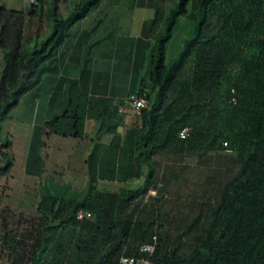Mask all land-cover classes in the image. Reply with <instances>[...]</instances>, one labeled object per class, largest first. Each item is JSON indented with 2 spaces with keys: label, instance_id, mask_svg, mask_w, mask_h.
<instances>
[{
  "label": "trees",
  "instance_id": "16d2710c",
  "mask_svg": "<svg viewBox=\"0 0 264 264\" xmlns=\"http://www.w3.org/2000/svg\"><path fill=\"white\" fill-rule=\"evenodd\" d=\"M100 1L80 0L66 17L60 14L61 0H37L27 12L0 4V138L11 111L39 84L37 73L43 76V66L70 29ZM45 13L52 32L29 50L26 17ZM182 15L191 26L179 58L167 62V43ZM187 66L192 75L176 85ZM78 87L70 86L60 113L35 121L25 173L44 178L46 139L50 134L81 139L88 119L100 123L99 138L111 133L112 139L94 143L85 161L89 181L82 200L41 195L34 214L0 206V248L11 264H119L123 255L147 256L140 248L155 235L152 259L157 264H264V0H176L155 39L148 81L131 92L145 95L147 106L123 132L117 104L110 97L80 93ZM169 92L174 99L185 97V104L174 108L175 100L165 106ZM187 126L190 135L182 139L180 131ZM12 144L1 139L0 173L14 166L5 150ZM222 149L236 153L235 174L217 201L200 204L174 240L157 224L154 203L151 211L135 214L152 198L141 197L168 183L166 172L158 178L155 157ZM140 179L143 184L129 185ZM100 182L125 185L114 191L102 189ZM81 210L92 218L78 219Z\"/></svg>",
  "mask_w": 264,
  "mask_h": 264
},
{
  "label": "rangeland",
  "instance_id": "374dc122",
  "mask_svg": "<svg viewBox=\"0 0 264 264\" xmlns=\"http://www.w3.org/2000/svg\"><path fill=\"white\" fill-rule=\"evenodd\" d=\"M79 1L61 0L60 14L66 17ZM175 1L101 0L89 12L86 21L79 20L78 25L75 24L78 27L74 28V25L70 29L69 37L64 43H72L75 40L76 28L94 27V31L90 30L91 39H93L89 40V47L85 46L86 49L84 50L78 48L77 54L73 56V59L76 60L73 64L76 63L79 69L77 81H73L74 79L68 81V76H52L55 56L50 58V76H42V71L37 73L36 76L41 78L39 84L23 95L20 103L11 111L8 122L5 123L0 144L1 139H11L12 147L5 150L13 155L15 161L8 173H0V206H8L26 214H34L37 212L41 195L54 194L76 200H82L85 197L89 181L87 167L86 164L76 159L75 150L69 149V145L63 151L68 155L72 154L71 157L62 159V162L59 163L60 166L55 171L47 162L48 170L44 178L38 179L25 173L24 162L30 130L29 136H27L29 127L20 122H15V120L35 122L39 119L42 121L48 109L53 111L57 107L59 108L58 103H61V100L55 96L61 97V91H63V85L66 82H69L70 86L77 83L80 93L87 94L92 90L103 92L114 103H123L124 95L136 91L143 80L148 81L155 39L163 31V22ZM140 3L142 4L140 5ZM0 4L7 9L27 12L32 5V0H0ZM190 26V20L180 19L177 23L173 37L167 43V62L179 58L184 47H182V40L188 33ZM51 32L52 21L46 13L38 17H26L25 46L32 50L35 45H39L45 40ZM193 35L194 33L191 34L192 37ZM62 46L58 54L65 53ZM59 62H61L60 57ZM71 64L72 60L69 67ZM3 67L4 59L0 49V80ZM191 70L187 66L179 72L175 84L178 85L189 78L192 75ZM148 84L150 86V83ZM72 92L75 93V90ZM37 93L39 96H36ZM48 93L50 98L46 96ZM174 97L175 95L169 92L165 106L175 100L177 101L174 103V108L185 104V97L178 99L177 97L174 99ZM67 100L68 98L66 103ZM124 119H129L131 124L138 121L137 117L128 115H124ZM90 123L87 122L89 125ZM13 124L15 125L13 126ZM119 131L123 132L124 128L121 127ZM86 143L90 146L89 141ZM53 150L54 148L51 146L49 153H55ZM80 151L81 148L79 147ZM235 158L236 153L229 149L198 151L182 157L176 154H164L155 157L158 162V178H161L162 172H166L169 176L168 183L163 186L164 181L160 182L159 190L164 188L161 189L162 192L158 190L155 192L157 194L149 193L141 197V200H146L151 196L152 201L150 200L145 207L135 208V214H141V212L145 214V212L151 211V204L154 203V216L157 224H162L164 231L172 235L174 240L180 232L187 228L189 219L197 215L202 202L213 203L220 198L226 182H229L235 174ZM3 164L0 155V165ZM139 184H143V179L129 182V185L135 187ZM123 185L125 184L100 182L99 187L117 191ZM0 264H11L7 253L1 248Z\"/></svg>",
  "mask_w": 264,
  "mask_h": 264
},
{
  "label": "crops",
  "instance_id": "0c3cea01",
  "mask_svg": "<svg viewBox=\"0 0 264 264\" xmlns=\"http://www.w3.org/2000/svg\"><path fill=\"white\" fill-rule=\"evenodd\" d=\"M88 19V15L83 18L80 21H86ZM180 19H185V21H189L188 17L186 15H182L179 18ZM178 21V22H179ZM81 22V23H82ZM79 21L76 23L78 25ZM191 23V22H190ZM75 25L74 28L77 26ZM189 25V24H188ZM78 27V26H77ZM176 27V26H175ZM188 28V27H186ZM175 29V28H174ZM94 31V27H82V28H76L74 34H76V38L74 41H72V43L69 42H65L63 44L62 47H64V51L65 53L61 52V54H58L59 51L57 52V54L54 57V64L52 65V67H54V71L52 73V76H68V81H70L71 79H74L73 81H77V76H79V69L78 66H76V63L73 64V62H75L76 60L73 59V56H75L78 52V48H81V50L86 49L85 46L89 47V40L91 39V31ZM183 41V40H182ZM61 49V48H60ZM168 55V54H167ZM59 57L61 58V62H59ZM167 58V56H166ZM72 60V64L69 67L70 63ZM59 64V65H58ZM44 72L43 75L44 76H50L49 74V60L48 62L45 63V65L43 66ZM70 88L69 82H66L63 85V91L61 97L55 96L57 98H59V100H61V103H58L59 108L57 107V109L50 111V109H48L46 111V115L45 118L42 119V121L40 122H45L47 120H49L52 116L60 113L62 111V108L64 106V103L66 102V99L69 96L68 90ZM60 92V93H61ZM89 93L92 95H99V96H105V97H109L108 95H105L103 92H92L89 91ZM95 93V94H94ZM132 93L124 95L123 96V100L130 96ZM46 96L49 97V93L46 94ZM112 96V95H110ZM50 98V97H49ZM117 104V103H116ZM46 108V107H45ZM89 121L90 125L87 124V122ZM15 122H20L21 124H25V126L29 127V129H27V136H29V130L31 131L33 125H34V121L29 123L28 121H22L20 119L15 120ZM130 120L129 119H124L123 123L121 126H119V130L120 128H124V130L127 127H130L131 123H129ZM15 124H13L14 126ZM100 123L94 119H88L86 121V125H85V135L83 138L81 139H77V138H72V137H62L59 135H55V134H50L49 137L46 139V143H45V147L43 149V155L45 156V170H46V164L47 162H49L51 164V169H53L54 171L56 170V168H58L60 165V161L62 162V159H68V157L70 158L72 154H67L65 153L63 150H65L68 145H69V149L71 150H75V157L77 160H79V162H83V164H86V159L88 157V155L91 152V149L94 145V143L99 142V143H103V144H109L111 139H112V135L111 133H105V134H101L100 138L98 137L99 135L97 134V129L99 127ZM89 138V140H88ZM87 141H89L90 146L86 143ZM87 144V145H86ZM52 146V148H54V152L55 153H49L50 151V147ZM79 147L81 148V151L79 152ZM77 149V150H76ZM78 151V152H77ZM64 153V154H63ZM51 160V162H50Z\"/></svg>",
  "mask_w": 264,
  "mask_h": 264
},
{
  "label": "built area",
  "instance_id": "2783aa9c",
  "mask_svg": "<svg viewBox=\"0 0 264 264\" xmlns=\"http://www.w3.org/2000/svg\"><path fill=\"white\" fill-rule=\"evenodd\" d=\"M37 2V0H32ZM119 113L128 116L139 117L143 109L147 106V99L145 95L139 96L137 94L131 95L123 100V103L117 104ZM191 132L190 127H184L180 131V137L186 139ZM156 191H150L151 194H156ZM78 219L92 218L91 212L81 210L77 213ZM157 245V236H153V241L143 244L140 248L141 252L147 254V256H130L123 255L120 258L119 264H157L152 256L155 253Z\"/></svg>",
  "mask_w": 264,
  "mask_h": 264
},
{
  "label": "clouds",
  "instance_id": "9594fccd",
  "mask_svg": "<svg viewBox=\"0 0 264 264\" xmlns=\"http://www.w3.org/2000/svg\"><path fill=\"white\" fill-rule=\"evenodd\" d=\"M131 96V95H130ZM129 97V96H128ZM127 98V97H126Z\"/></svg>",
  "mask_w": 264,
  "mask_h": 264
}]
</instances>
